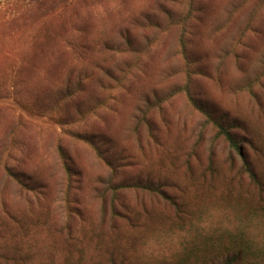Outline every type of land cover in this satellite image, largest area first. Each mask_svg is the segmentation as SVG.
<instances>
[{"label": "rangeland", "instance_id": "374dc122", "mask_svg": "<svg viewBox=\"0 0 264 264\" xmlns=\"http://www.w3.org/2000/svg\"><path fill=\"white\" fill-rule=\"evenodd\" d=\"M237 239L264 261V0H0V264Z\"/></svg>", "mask_w": 264, "mask_h": 264}, {"label": "trees", "instance_id": "16d2710c", "mask_svg": "<svg viewBox=\"0 0 264 264\" xmlns=\"http://www.w3.org/2000/svg\"><path fill=\"white\" fill-rule=\"evenodd\" d=\"M191 106L202 113L205 116L206 123L211 122L216 129L217 136L223 137L230 146L237 148L235 138L233 137L230 130L224 125L221 120H216L213 118L212 114L208 112L202 105L195 103L193 98H189ZM6 172L13 178H16L15 174L9 170ZM143 187V185H140ZM147 188V187H146ZM155 191V190H154ZM214 259H212L211 264H264L261 257L257 255V251L249 243H244L241 240H234L228 247L220 250ZM184 260H179L177 264H206V260L203 261L195 255Z\"/></svg>", "mask_w": 264, "mask_h": 264}]
</instances>
